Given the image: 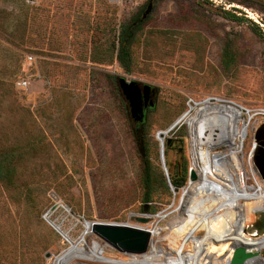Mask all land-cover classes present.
I'll return each instance as SVG.
<instances>
[{"label":"rangeland","instance_id":"374dc122","mask_svg":"<svg viewBox=\"0 0 264 264\" xmlns=\"http://www.w3.org/2000/svg\"><path fill=\"white\" fill-rule=\"evenodd\" d=\"M131 23L139 26L125 67L116 54L121 27ZM26 54L33 62L21 88ZM119 77L155 90L142 119L130 115ZM206 101L233 106L246 126L239 158L247 189L231 204L247 210L245 195L264 185L249 163L264 125V0H0V264H228L233 252L219 241L212 249L200 227L214 230L218 218L207 216L209 207L195 217L191 206L206 150L216 167L229 160L226 123L224 144L212 150L193 133ZM135 131L168 185L150 204L141 203ZM169 173L183 185L174 188ZM260 200L252 208L264 207ZM95 223L130 227L134 238L147 231L148 248L121 252ZM254 230L242 239L257 237ZM257 255L263 264L264 247Z\"/></svg>","mask_w":264,"mask_h":264},{"label":"bare ground","instance_id":"6f19581e","mask_svg":"<svg viewBox=\"0 0 264 264\" xmlns=\"http://www.w3.org/2000/svg\"><path fill=\"white\" fill-rule=\"evenodd\" d=\"M200 110L204 113L199 115L198 112L194 117L193 133L196 137L201 135V138L205 144L211 142V144L209 143L210 145L207 148H210L212 150L213 147L222 146L224 144V140L221 139L220 132L221 130L223 131V124L226 123V133L228 136H230V139L229 143L226 144L228 151L225 154L229 156V160L227 161V165H225V163L224 165L218 164L220 167H216L212 164L210 160L209 149L206 150L208 158L207 160H205L206 163L202 168V178L198 182H191L193 185L190 183V186H194V190L192 189L194 193V198L191 202V206L194 210V216L199 217L203 212H205L206 208L209 207L211 212H209L207 216H214L218 218L214 221V230L207 228L205 225L206 222L204 223V226H200L204 229L205 237L208 240V244L211 245L212 249L216 250V248H219L216 245L218 244L216 243V241H219L221 243L219 244L220 250L228 251V253L233 252L234 249L238 246H242L250 252H258L264 247V232H262L255 238H247L248 240L242 239V232L244 234L246 229L253 227L255 230H257V222L262 217L264 207L257 208L254 206V208H252V206L254 205V203L258 201L260 202V198H262L264 201V185L258 182L257 188L252 187L250 193H247V195H245L247 197L244 203H248L249 201L252 204L249 209L248 207H246L247 210H245L244 207H240L238 205L235 206L231 204L233 203V201L238 202L240 200L239 197L243 196L240 190L243 191L244 186L247 189L245 183L246 175L244 176L245 172H243V167L241 166L242 161L239 158V152L242 151L244 142L247 137L246 126L241 118H234L236 109L233 106L223 104L219 101H206L205 103H203V107ZM255 144L256 142L254 141L252 143V148H255ZM205 161H203V163ZM249 163L252 166L255 174L258 176L256 164H252L251 161ZM194 166L196 167L197 164L194 163ZM228 171L231 172V175L233 174L231 176L232 179L230 180L226 177V172ZM195 175L196 178L193 180L197 179V174ZM259 176L258 178L264 183V177H262L261 175ZM214 198H216V200H214ZM210 202L211 204H209ZM189 205L190 203H187L186 207L183 208L182 214L178 222H183L184 216L189 211ZM221 213H223L222 216H220ZM193 222V220L185 221L188 226H192ZM226 224H229L230 226L226 227ZM150 233L152 235L151 231ZM67 253L68 252L66 251L63 257H66V255H68ZM258 259L259 257L256 260ZM246 262L244 264H246ZM262 262L264 264V259L262 260ZM176 264H181V261L176 259Z\"/></svg>","mask_w":264,"mask_h":264},{"label":"water","instance_id":"95a60500","mask_svg":"<svg viewBox=\"0 0 264 264\" xmlns=\"http://www.w3.org/2000/svg\"><path fill=\"white\" fill-rule=\"evenodd\" d=\"M151 1L148 2L146 9L143 12L142 18L150 11ZM141 18V19H142ZM118 86L124 98L126 99L129 113L136 120L142 119L145 108L153 105V100L150 99V95L154 93V89L149 85H143L140 87L136 81H127L123 77L117 79ZM144 96V103L142 102ZM255 151H254V163L258 170L259 175L264 177V125L259 126L254 134ZM196 178L194 172H191L190 179ZM92 228L95 232L102 237L105 242L116 248L121 252L126 253H144L149 245V232L146 231L141 238H134L130 235L131 228L115 224H92ZM257 230L251 231L253 236H258L264 232V211L262 212L261 219L257 222ZM258 252L247 251L242 246H238L234 249L232 257L228 264H244L245 261L255 255ZM84 264V263H75Z\"/></svg>","mask_w":264,"mask_h":264},{"label":"trees","instance_id":"16d2710c","mask_svg":"<svg viewBox=\"0 0 264 264\" xmlns=\"http://www.w3.org/2000/svg\"><path fill=\"white\" fill-rule=\"evenodd\" d=\"M142 13V8L138 11L137 15H140ZM225 15L229 18H234L237 19V16L232 14L231 12L225 10L224 11ZM136 20V18H134ZM133 23V21H132ZM127 24L125 26L121 27L120 31V43L118 46L117 54L116 57L118 61L123 65L127 66L129 63V51H128V46L130 44V37L132 35L133 30L139 26L137 24L134 26V24ZM259 34L262 35V32L259 31ZM140 132V133H139ZM136 133V142L138 145V153L139 157L142 162V198H141V203L142 204H150L152 201H154V194L156 193V190L158 187H162L164 189H168V185L163 177L160 176L158 179V175L155 174L154 172V165L150 161V156H149V149L147 144L142 140V134L141 131H135ZM168 141L165 142L166 148H168ZM166 151V149H165ZM169 178H170V183L174 188L181 187L183 185L182 182H178L175 178V174L169 173Z\"/></svg>","mask_w":264,"mask_h":264},{"label":"built area","instance_id":"2783aa9c","mask_svg":"<svg viewBox=\"0 0 264 264\" xmlns=\"http://www.w3.org/2000/svg\"><path fill=\"white\" fill-rule=\"evenodd\" d=\"M26 4H37L39 3L41 0H23ZM110 2H112L113 4H122L123 1L125 0H109ZM224 7L226 8H229L227 7V5H225ZM33 62V56L31 54H26L25 55V58H24V61L22 63V71L24 72V76H22L21 78H19L16 82V85L21 87V88H26L29 84V81H28V77L25 75V73L28 71V68L30 67V65L32 64ZM255 258H258L259 255H255L253 256ZM252 258V257H251ZM250 259V258H249ZM261 259V258H259ZM259 259L258 260H255L254 261V264L259 262ZM248 260V259H247ZM246 260V261H247ZM245 261V262H246Z\"/></svg>","mask_w":264,"mask_h":264},{"label":"flooded vegetation","instance_id":"af4514ba","mask_svg":"<svg viewBox=\"0 0 264 264\" xmlns=\"http://www.w3.org/2000/svg\"><path fill=\"white\" fill-rule=\"evenodd\" d=\"M151 97H152V94L150 95V99H151ZM144 99H145V98H144V96H143V99H142V102H143V103H144Z\"/></svg>","mask_w":264,"mask_h":264}]
</instances>
